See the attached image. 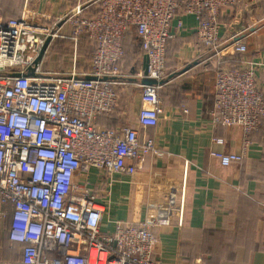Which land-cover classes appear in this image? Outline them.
<instances>
[{"label":"built area","instance_id":"obj_1","mask_svg":"<svg viewBox=\"0 0 264 264\" xmlns=\"http://www.w3.org/2000/svg\"><path fill=\"white\" fill-rule=\"evenodd\" d=\"M93 1L99 2L95 15L82 16L77 5L52 24L0 14V236L18 248L20 264H156L151 222L115 221L113 233L101 232L106 206L99 199L108 194L114 176H132L148 155L157 153L155 140L139 142L135 128L96 126L98 117L116 109V87L130 77L123 44L132 30L147 58L145 78L156 82L138 84V126L158 125L162 102L157 83L167 77L173 24L181 29L184 16L195 19L198 51L218 59L211 123L241 131L239 152L213 150L210 156L223 167L241 163L251 136L264 123V91L257 80L262 65L246 56V44L235 37L232 51L241 57L238 64L220 63L227 56L219 35L221 13L244 0L87 2ZM60 23L68 33H62ZM47 39L48 47L57 39L73 43L72 67L62 73L36 68L34 77H25ZM82 39L93 45L84 72L76 66ZM137 74L143 80L142 71ZM211 141L224 145L222 138Z\"/></svg>","mask_w":264,"mask_h":264},{"label":"crops","instance_id":"obj_2","mask_svg":"<svg viewBox=\"0 0 264 264\" xmlns=\"http://www.w3.org/2000/svg\"><path fill=\"white\" fill-rule=\"evenodd\" d=\"M87 1L0 0V14L3 19L25 16L31 22L52 24L68 16L77 5L82 16L95 15L99 2ZM181 21L182 28L176 29L174 23L171 31L174 37L167 50L168 77L159 91L162 114L158 125H137L141 106L138 84L142 81L137 73L142 71L144 56L135 35L137 51L130 60L136 68L116 87L114 114L100 122L102 127L135 128L139 142L153 138L157 150L138 165L132 176H114L108 194L99 199L106 206L101 232L113 233L115 221L151 222L156 264H264V123L251 136L249 151L241 163L223 167L210 156L213 150L239 152L241 131L211 123L218 59L198 51L195 19L184 16ZM220 23L219 35L227 54L224 58L232 62L237 59L232 37L245 43L246 56L262 65L257 80L264 91V0H244L238 8L223 11ZM61 24L62 33H68ZM72 52L71 41L57 39L37 68L42 72H68ZM91 52L86 43L79 42L78 71H86ZM230 61L224 65L230 66ZM214 137L222 138L224 145H214ZM92 181L95 184V173Z\"/></svg>","mask_w":264,"mask_h":264},{"label":"trees","instance_id":"obj_3","mask_svg":"<svg viewBox=\"0 0 264 264\" xmlns=\"http://www.w3.org/2000/svg\"><path fill=\"white\" fill-rule=\"evenodd\" d=\"M131 35H133V37H135L136 35H135V33H134V31L132 30L131 32H130V34H128V36H126V38H125V41H124V44H123V50H124V57H125V53H126V44L128 43V39H129V37L131 36ZM135 35V36H134ZM171 41V40H170ZM170 41H168V43H167V48H166V65H167V50H168V46H169V42ZM80 42H82V44H84V43H86L87 44V49L88 50H92V52H93V45L90 43V42H88L86 39H82ZM92 52L90 53V55L88 56V58H87V61H89V59H90V56H91V54H92ZM142 54V53H141ZM142 56H143V54H142ZM130 58H131V55H130V57H129V60H130ZM235 58H237L236 59V61L235 62H232V61H230V60H228L227 58H223V59H221L222 60V63H221V65H224V64H226V61H230V65L232 66V65H237L238 64V62H239V60H240V56L237 54V55H235ZM125 59L123 58V63H124V70L126 71V72H133L134 71V69L136 68L135 66H134V64H131L129 67H127L126 66V63H125V61H124ZM166 65H165V68H166ZM219 67V66H218ZM166 75H167V77H168V72H167V69H166ZM170 75V74H169ZM166 77V78H167ZM160 91V90H159ZM116 94H117V91H116ZM158 94H159V92H158ZM159 97H160V94H159ZM117 98H118V96H117ZM160 99H161V97H160ZM161 102H162V99H161ZM117 108V107H116ZM116 110V109H115ZM115 110L110 114V115H108V116H100V117H98L97 119H96V126H97V128L99 129V130H108V129H116V128H113V125H111V126H108V127H102L101 125H100V122H102L101 120H107L108 121V119L114 114V112H115ZM7 242V241H6ZM0 243L2 244V251L4 252V254L6 255V256H10V252H12V253H14V255H13V259H15V262H14V264H20V258H19V255H18V248H11L10 246H4V244L2 243V241H0ZM10 251V252H9Z\"/></svg>","mask_w":264,"mask_h":264},{"label":"water","instance_id":"obj_4","mask_svg":"<svg viewBox=\"0 0 264 264\" xmlns=\"http://www.w3.org/2000/svg\"><path fill=\"white\" fill-rule=\"evenodd\" d=\"M49 42H50L49 39H47L45 41V43L43 44V46H42L37 58L33 62V67L28 68L27 69V73L24 74L25 77H34L35 76L34 75V69H36L38 67L39 63L41 62V60H42V58H43V56L45 54V51L48 48ZM186 70H187V68H186ZM182 71H185V70H182ZM142 73L144 75V78L141 81L142 85H148L149 86V85H155L156 84L155 81H152V80H149V79L145 78L146 75H147V58L145 56L143 57ZM169 78L171 79V78H173V76H170ZM87 79H92V78H87ZM163 83H164V81H161V82H159L157 84L158 85H162Z\"/></svg>","mask_w":264,"mask_h":264},{"label":"rangeland","instance_id":"obj_5","mask_svg":"<svg viewBox=\"0 0 264 264\" xmlns=\"http://www.w3.org/2000/svg\"><path fill=\"white\" fill-rule=\"evenodd\" d=\"M126 53L124 57V61L126 66L129 67L132 64V60H129L130 55L136 53L137 51V40L133 35H131L128 39V43L126 44ZM1 241V237H0ZM10 252V251H9ZM14 253L10 252V256H6L2 251V244L0 243V264H14L15 259H13Z\"/></svg>","mask_w":264,"mask_h":264}]
</instances>
